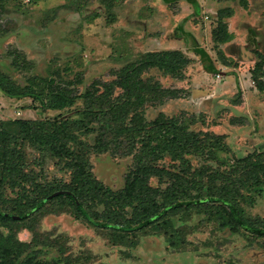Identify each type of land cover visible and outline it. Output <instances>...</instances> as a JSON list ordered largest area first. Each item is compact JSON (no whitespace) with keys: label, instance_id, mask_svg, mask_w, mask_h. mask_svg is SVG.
Segmentation results:
<instances>
[{"label":"rangeland","instance_id":"374dc122","mask_svg":"<svg viewBox=\"0 0 264 264\" xmlns=\"http://www.w3.org/2000/svg\"><path fill=\"white\" fill-rule=\"evenodd\" d=\"M224 1L221 15L210 13L216 4L200 0L210 10L204 16L181 11L185 2L176 0L166 6L161 0H0V71L21 87L32 80L46 93L44 82L54 78L78 94L71 107L51 111L0 92V159L5 154L9 162L0 164V212L16 216L12 203L22 192L37 202L53 190L51 184L72 189L82 165L85 177L113 192L98 197L79 188L84 207L101 223H140L156 215L143 231L135 223L124 231L93 227L69 200L56 198L35 217L0 225L13 252L1 255L0 263L21 264L33 256L41 264H264V237L222 228L218 202L189 204L229 187L239 214L264 228V170L250 174L252 166H246L264 164V0ZM186 29L196 30L197 47L214 73L183 35ZM253 32L261 37L250 55L238 41ZM171 51L189 62L147 58ZM239 76L248 81L246 88L238 87ZM89 108L94 118L83 126ZM14 120L66 122L76 138L62 147L69 156L59 159L33 145L10 124ZM173 137L187 147L169 145ZM204 138L205 144L190 147ZM13 151L24 156L19 171L44 187L22 184L21 191L3 183L2 176L11 177ZM127 179L137 183L134 201L114 202ZM22 245L27 248L14 258Z\"/></svg>","mask_w":264,"mask_h":264},{"label":"trees","instance_id":"16d2710c","mask_svg":"<svg viewBox=\"0 0 264 264\" xmlns=\"http://www.w3.org/2000/svg\"><path fill=\"white\" fill-rule=\"evenodd\" d=\"M165 1V0H163ZM194 6L197 5L196 0H187ZM219 13L222 15L223 11H219ZM230 14V12L228 11ZM186 37L192 39L193 45L192 47L195 48L196 54H198L200 57L203 58L205 63V69L207 72L214 73L215 67L214 64L211 62V60L206 56L204 50L199 49L197 47V43L195 38L190 32H185ZM182 37V36H181ZM221 37L226 39V35L222 32ZM158 55V57H162L163 60L168 59H178L179 63L187 64L189 62L188 58L184 57L183 54L179 51H171V52H162L157 54H149L147 58H153ZM162 61L159 63L156 61L154 64L162 65ZM145 63L141 64L140 67H137L133 73L139 74L140 71H142L145 67ZM262 64L256 65L255 68L259 70V68L262 69ZM254 68V69H255ZM257 72V71H256ZM254 74V73H253ZM264 74V73H263ZM264 76V75H263ZM123 80L122 88L127 91V96L129 97L131 94V86L128 84V78ZM254 80H257V75H253ZM253 80V81H254ZM43 82V81H42ZM45 86L42 90H45L46 93L43 91L38 92L37 88H34V83L32 80H29V86L21 87L17 83L13 82L8 76L3 74L0 71V92L11 99H20V98H30L34 102H38L40 105L41 110H51V111H60L65 108H69L73 105L75 100L78 98V94L74 93L73 90H69L67 87H60L56 80L54 78H49L47 82H44ZM259 84V83H258ZM261 87V86H260ZM262 88V87H261ZM45 94V95H43ZM94 108H89L85 112V114L89 117L86 119V123L80 122L83 124V126L88 125L89 122L93 120V112ZM66 122H58L56 120H48L47 122H36L32 120H14L10 122V124L18 126L19 135H23L29 142H31L35 146L44 147V149L49 148L48 150L53 154L55 157L59 159H66L69 156V152L67 150H64L66 143L71 142V139H76L75 136L69 134L68 129L66 127ZM2 125V124H1ZM111 127H109L110 129ZM67 129V130H66ZM184 139L183 137H180ZM208 139L204 138L199 141L192 140L190 142V147H194L197 145L205 144ZM169 145L173 146L174 148L178 149H184L187 147V142L184 140V144L181 143V140H178L177 137H173L170 142H168ZM59 145V146H58ZM21 155V154H20ZM17 151H13V169L12 173H10L11 177L2 176L3 183H10L13 184V189L18 187L19 189H23L24 186L22 184L27 185L30 183H36L37 185L40 184L36 179V177L33 178L31 176V180L29 173H23L22 171H19L22 167L21 165H24L23 159L24 156H20ZM8 159V158H7ZM9 162L6 161L5 154H2V157L0 159L1 165H6ZM19 163V164H18ZM21 163V165H20ZM247 164L246 166H252L250 170V174L252 173V170H264V164ZM78 170L73 178V182H71V186L73 187L70 190L63 189V188H54L56 186H52L51 188L54 190H51L49 193L44 194L37 202L36 200L31 201L28 200L23 192L22 194L18 195V198L13 201L12 206L18 211V214L15 216V214H7L4 212H0V225L5 227H10V222H16V221H24L30 218V216L35 217L39 215L40 209L49 201L56 199V198H65L71 202V205L75 212L79 215V217H82L89 225L93 227H112L115 230H127L129 228V224L135 223V220H132V222L129 223V220L123 221L121 223L115 222L114 225L110 224H103L101 223L95 215L90 213L83 205V200L80 197L79 194V188L85 187L86 190H88L90 193H92L94 196H111L113 192L110 189L105 188L103 185L95 182L91 178L85 177L86 175V168L84 166L77 165ZM256 170V171H257ZM132 176V175H131ZM25 177V181L22 182L21 178ZM5 179V180H3ZM135 179H138L135 177ZM135 179L130 181L129 179L126 180L125 188L122 194L118 195L117 197L113 198V201H127L129 204H131L135 199L136 194V184ZM76 184V186H74ZM36 185V186H37ZM16 186V187H14ZM44 187V185H42ZM87 186V187H86ZM46 187V185H45ZM48 190L50 188H47ZM233 191L228 187L226 190H224L223 194H218V196H205L204 198H199L198 200H195L193 202H190V205H200L207 202H218L221 205L220 210L216 212L217 220L220 222L222 228L226 226H233L239 229H242L252 235H255L256 237H264V228L256 227L255 225L251 224L249 221L245 220L238 212L236 206L233 204V199L231 198ZM230 196V197H229ZM188 204V206H189ZM171 209V206L166 207L162 211H167ZM148 209L145 208L143 213H148ZM160 215V214H158ZM156 215L153 214H147L146 221L135 223V228L137 230L143 231L152 220L155 219ZM11 238H2L0 237V256L3 255V257L6 258L8 254L13 253L10 249L11 247ZM27 247L25 245H22L14 252V258L15 255H21L22 251L26 249ZM13 249H15L13 245ZM0 264H4L0 263ZM21 264H41L39 262L35 261V258L32 256L31 258L23 261Z\"/></svg>","mask_w":264,"mask_h":264},{"label":"crops","instance_id":"0c3cea01","mask_svg":"<svg viewBox=\"0 0 264 264\" xmlns=\"http://www.w3.org/2000/svg\"><path fill=\"white\" fill-rule=\"evenodd\" d=\"M162 1V3H164L165 5L164 6H166V5H168V4H171L172 2H174V0H165V1H163V0H161ZM214 1V2H213ZM184 2H185V4H184ZM196 2H197V7L196 8H198L197 9V11L195 10V7L194 8H192V6H191V3L189 2V1H185V0H176V3L178 4V5H180V3H183L184 4V6L181 8L182 10L181 11H189L190 13H196V15H198L199 14V12H201V15H204L205 16V14L206 13H208V11H210L208 8V10L206 9V8H204V6H201V4H200V0H196ZM210 2H212V3H214V4H216V6H218V7H213L212 9H211V11H210V13H212V14H214V13H218V11L220 10V8H221V6L222 5H224V3H225V1L224 0H210ZM220 5V6H219ZM202 8L203 7V9H202V11H200L199 10V8ZM209 14V13H208ZM201 15H199V16H201ZM179 25H180V23H179ZM242 29H247V30H253V28L252 27H248V26H243V28ZM186 31L187 32H190L191 34L192 33H194V34H196V30H192V29H186ZM255 31V30H254ZM194 34H192L193 35V37L196 39L197 37L196 36H194ZM250 35V37H248ZM261 35V34H260ZM257 32L255 33V32H253V33H249V34H247L244 38H242L241 40H239L238 42H239V44H238V46L240 47L239 48V50L240 51H248V53L251 51V50H249V49H255L256 47V44L258 43L257 42V39L258 38H260L261 36H260ZM231 36H232V33H231ZM181 36H177L176 35V37H175V39L178 41V43H180V41H181V38H180ZM177 43V44H178ZM258 45V44H257ZM258 48V47H257ZM240 52H238V54H239ZM252 53L250 52V55H251ZM189 59H191L190 57H189ZM239 71L241 70L240 68H237ZM236 69V70H237ZM249 70H250V68H249ZM250 71H253V70H250ZM235 78L236 77H234V80H235ZM237 81V84H238V87L239 86H243V87H247V83H248V81H246L245 80V78H243L242 79V77L241 76H239V78H238V80H236ZM241 82V83H240ZM250 83H252L253 82V80H250L249 81ZM243 83H244V85H243ZM250 89H253L252 87L250 88Z\"/></svg>","mask_w":264,"mask_h":264}]
</instances>
